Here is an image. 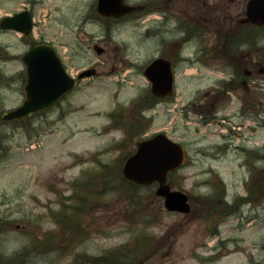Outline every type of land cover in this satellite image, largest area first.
<instances>
[{
    "label": "rangeland",
    "instance_id": "1",
    "mask_svg": "<svg viewBox=\"0 0 264 264\" xmlns=\"http://www.w3.org/2000/svg\"><path fill=\"white\" fill-rule=\"evenodd\" d=\"M245 2L163 0L139 21L130 17L105 25L106 21L88 17L95 0H0V17L28 7L35 18L34 35L0 30V52L5 54L0 56V113L18 106L25 96V67L20 55L32 40L53 43L72 75L85 67L97 70L45 110L18 120L0 115V264H94L90 259L93 255L116 248L122 249L121 253L128 249L133 255L136 252L130 264L264 262V196L256 204H243L225 215L208 210L207 204L203 207L205 195L213 194V185L223 183L230 202L245 193L253 176L234 149L236 138L228 142L227 151L220 148L228 140L216 129V115L220 111L231 113L235 108L233 96L221 103L225 110L216 107L209 126L202 120L207 113L192 109L211 101L212 94L206 91H215L216 74L224 75L229 68L225 66L229 59L222 56L220 63L214 56L218 28L221 43L225 39L227 43L239 28L237 21ZM159 13L166 18L158 19ZM190 25L196 31L185 40ZM95 45L102 47L100 54ZM172 47L174 54L169 56L176 54L178 62L173 94L140 117L143 127L138 135L131 132L129 136L126 127L105 129L110 122L106 113L115 107H123L127 118H132L134 97L149 89L144 65L160 54L168 57ZM195 49H203L204 56L211 57L207 61L198 58L210 69L202 65L197 70L195 63L180 61L179 55L184 58ZM214 64L222 67L221 71L214 69ZM185 68L188 74H184ZM158 131L186 148V162L171 186L190 195L192 211L181 214L164 210L151 185L137 190L143 199L141 222L119 221L122 197L110 187L121 181V176L115 175L117 157L132 149L139 137ZM121 140L123 147L103 150L112 141L116 144ZM102 163L107 164L108 175L103 179L108 183L98 184L99 196L85 207L74 248L69 249L68 239L47 238L51 235L48 231H57L52 211L69 202L66 196L78 193L80 186L84 190L82 183L94 170L104 171ZM73 216L78 219L77 213ZM214 229L217 232L212 235ZM47 241L56 244L54 248L42 247L40 243Z\"/></svg>",
    "mask_w": 264,
    "mask_h": 264
},
{
    "label": "water",
    "instance_id": "2",
    "mask_svg": "<svg viewBox=\"0 0 264 264\" xmlns=\"http://www.w3.org/2000/svg\"><path fill=\"white\" fill-rule=\"evenodd\" d=\"M136 6L123 0H97L98 12L120 16ZM246 18L243 22L264 24V0H248ZM32 26L31 14L22 10L0 19V28L29 33ZM99 51V49H98ZM26 68L25 98L17 107L4 114L5 119L22 118L29 112L51 105L63 93L73 88L75 78L64 69L55 48L48 43H37L21 55ZM94 73L93 69L82 71L78 77ZM144 74L151 83V91L157 96H168L172 92L173 75L170 62L158 57L145 68ZM185 160L183 146L163 132L137 142L136 150L124 162L123 177L135 183L149 185L157 183L155 193L163 197L164 207L171 211L188 213V195L171 189L168 173L180 167Z\"/></svg>",
    "mask_w": 264,
    "mask_h": 264
},
{
    "label": "flooded vegetation",
    "instance_id": "3",
    "mask_svg": "<svg viewBox=\"0 0 264 264\" xmlns=\"http://www.w3.org/2000/svg\"><path fill=\"white\" fill-rule=\"evenodd\" d=\"M133 13V12H132ZM130 16V15H127ZM125 16L120 18L124 19ZM162 20L166 18V15L161 16ZM250 26L246 28L245 35L241 34L240 37L236 36L242 31V29H235V32L232 33L231 38L233 42V47L228 48L227 45H223L220 40V30L218 28V37L215 43L217 49H215V57L221 63L222 56H225L228 60L225 64L226 67H229L226 70L224 75L216 74V90L211 91L207 90L206 94H212V99L207 104H200L198 107L192 108L195 112H208L211 109H214L218 105V109H224L225 107H221V103L226 101L229 98V94L233 93V104L235 108L231 110V113L223 112L225 116L221 118L222 121H228L233 124V128L236 130L240 129L243 131V126H245L248 135L242 137L243 133H240V137L243 142H247L243 144H237L234 149L237 150V153L240 154L245 163L251 165L254 161H263L264 160V97H260V95H264L262 93V89H264V26H257L254 24H249ZM185 29L184 24L179 25ZM190 30L196 31V27H189L186 30V35L189 34ZM223 45V46H222ZM256 48V49H255ZM174 47L171 49V54L173 53ZM174 54V53H173ZM204 50L200 49L197 51L195 49L192 52H189L184 58L182 56H178L180 61H187L189 59L190 62L194 61L197 63L199 61L198 58L203 57L207 60L211 59L207 56H204ZM172 58L176 59V54L172 56ZM174 65V71L176 70V65ZM193 63V62H192ZM211 66H208L210 69ZM214 69L219 68L218 71L222 67L213 65ZM188 70H185L184 74H186ZM211 71V70H210ZM258 88V89H257ZM235 92V93H234ZM219 99V100H218ZM218 100V103L216 102ZM208 105V106H207ZM209 108V109H208ZM235 117L236 120L232 119ZM229 118V120H226ZM246 119H249L246 121ZM247 124H250L247 126ZM236 134H239L236 132ZM259 136H262L261 139H255ZM228 142H232L231 139H228ZM230 144H224L226 149H228ZM69 225H65L64 230L61 229L60 225H58L57 238L58 240L67 239L68 232L66 231L68 227H70V234L73 233L71 229V222ZM62 231H66L62 236Z\"/></svg>",
    "mask_w": 264,
    "mask_h": 264
},
{
    "label": "trees",
    "instance_id": "4",
    "mask_svg": "<svg viewBox=\"0 0 264 264\" xmlns=\"http://www.w3.org/2000/svg\"><path fill=\"white\" fill-rule=\"evenodd\" d=\"M153 0H147V4H151ZM0 55L2 53L0 52ZM157 98L152 96L149 91L141 93L139 96H137L132 104L136 107V109H140V107H143L146 102L151 103L153 105L156 102ZM122 112L124 108H121ZM112 117V126L113 127H125L123 125V116L119 115L118 117L111 115ZM141 125V124H140ZM130 131L129 127L126 126V133L130 136ZM135 135L137 132L132 131ZM124 143L122 144H117V146L122 147ZM104 170L106 168L105 165H101ZM262 169L264 170V165L258 169V173H262ZM174 173H171L169 175V182L171 185L174 186L175 181L173 179ZM103 176L100 177L98 175H89L90 178V183L92 184L91 186L87 185L83 189H81V186L78 190V193L76 191L74 192V198H76V202L73 205V209L77 210V215H78V224H80V220L82 217V214L84 212V209L82 207H86L87 204H89L92 200L96 201L97 197L99 196V185L98 184H105L108 183V181H105L103 179ZM111 188L114 189V191L117 192L118 196L122 197L120 208H118V211L120 212L119 215V221H128L129 223H134L136 224L137 222H141V212H142V205H143V199L141 198L140 194L137 193V190L139 187L137 185H134L130 182L126 181H120L119 185L116 186H110ZM263 190H264V175H254L253 178L250 180V183L248 184V188L246 191V194L243 196H236L234 197L233 201L231 203H228L224 200L225 196V188L223 183H219L213 185V194L210 195H205L206 200L203 198V207L204 205L207 204V209L210 211H217V214H222L225 215L231 211H234L237 207H239L241 204H245L247 202L250 203H256L261 200V197L263 196ZM81 191V192H80ZM98 191V193H97ZM150 194H153L152 191H150ZM78 196V197H77ZM72 197V196H71ZM124 203V205H123ZM220 210V211H219ZM117 211V212H118ZM224 217V216H223ZM146 222L145 220H142L143 224ZM217 231L214 229L212 234H215ZM143 245L146 244V240H143L142 242ZM122 252V249H114L112 251H105L103 252L102 255L94 256L91 257V261L93 263L100 262L106 264H130V262L135 260V254L136 252L133 253L128 249L127 252ZM79 254H77L78 258ZM84 257V256H83ZM254 264H264V262H255Z\"/></svg>",
    "mask_w": 264,
    "mask_h": 264
},
{
    "label": "bare ground",
    "instance_id": "5",
    "mask_svg": "<svg viewBox=\"0 0 264 264\" xmlns=\"http://www.w3.org/2000/svg\"><path fill=\"white\" fill-rule=\"evenodd\" d=\"M4 56V55H3ZM1 73V72H0ZM2 75L0 74V77H1ZM2 78V77H1Z\"/></svg>",
    "mask_w": 264,
    "mask_h": 264
}]
</instances>
